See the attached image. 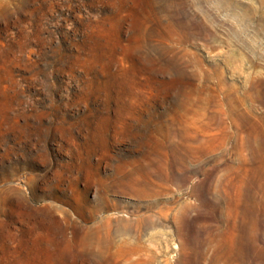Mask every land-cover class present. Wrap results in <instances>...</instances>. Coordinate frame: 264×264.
<instances>
[{
	"label": "rangeland",
	"instance_id": "374dc122",
	"mask_svg": "<svg viewBox=\"0 0 264 264\" xmlns=\"http://www.w3.org/2000/svg\"><path fill=\"white\" fill-rule=\"evenodd\" d=\"M0 264H264V0H0Z\"/></svg>",
	"mask_w": 264,
	"mask_h": 264
},
{
	"label": "bare ground",
	"instance_id": "6f19581e",
	"mask_svg": "<svg viewBox=\"0 0 264 264\" xmlns=\"http://www.w3.org/2000/svg\"><path fill=\"white\" fill-rule=\"evenodd\" d=\"M257 83H258V82H257ZM257 83L255 82V84H257ZM258 84H259V83H258ZM258 150H259V149H258ZM252 153L255 154V150H254V149L252 150Z\"/></svg>",
	"mask_w": 264,
	"mask_h": 264
}]
</instances>
